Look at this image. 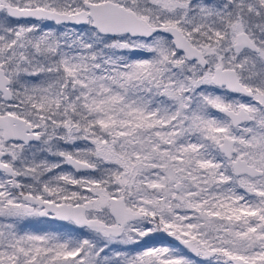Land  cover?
Wrapping results in <instances>:
<instances>
[{
    "label": "snow or ice",
    "instance_id": "snow-or-ice-1",
    "mask_svg": "<svg viewBox=\"0 0 264 264\" xmlns=\"http://www.w3.org/2000/svg\"><path fill=\"white\" fill-rule=\"evenodd\" d=\"M0 264H264V0H0Z\"/></svg>",
    "mask_w": 264,
    "mask_h": 264
}]
</instances>
